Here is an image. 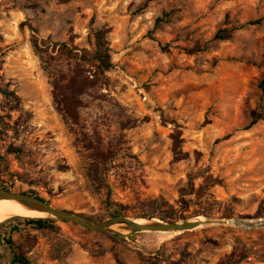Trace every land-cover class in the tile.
<instances>
[{
    "label": "rangeland",
    "instance_id": "374dc122",
    "mask_svg": "<svg viewBox=\"0 0 264 264\" xmlns=\"http://www.w3.org/2000/svg\"><path fill=\"white\" fill-rule=\"evenodd\" d=\"M100 28L108 31L112 68L79 113L88 136L120 142L108 172L114 202L165 222L224 220L226 212L264 219V0H0V89L19 99L0 94V156L16 176L13 191L93 220L107 216L82 166L81 129L60 112L31 46L34 36L52 56L59 44L91 52ZM219 30L231 38L214 40ZM69 63L53 64L64 72ZM126 121L135 125L122 127ZM175 131L187 153L178 162ZM206 177L219 184L201 199L183 196L181 205L180 191ZM28 235L13 239L25 243L33 264H147L156 250L170 264H215L231 252L246 254L239 264H264V229L213 225L119 240L55 222L53 232ZM0 254V264H10L9 251Z\"/></svg>",
    "mask_w": 264,
    "mask_h": 264
},
{
    "label": "trees",
    "instance_id": "16d2710c",
    "mask_svg": "<svg viewBox=\"0 0 264 264\" xmlns=\"http://www.w3.org/2000/svg\"><path fill=\"white\" fill-rule=\"evenodd\" d=\"M161 21L162 19H156L155 24H158ZM258 22H249V25H257ZM107 33V29H95L91 33L92 51H81L80 54H78L76 49L69 47L66 44H59L54 46V48L58 47V49L55 51L56 55L52 56L48 51V46L43 45L44 47H42V44L34 36L31 37V46L43 64L44 71L51 79L52 92L58 103L60 112L73 125L81 129L85 148V153L83 154L81 161L82 166L87 177L90 179L93 188L96 191L101 192L104 196L103 204L106 215L113 217L157 218L161 221H165V219L155 217V215L149 213L129 215L128 213L130 210L127 206L114 202L112 199L111 187L108 182V172L110 164L123 152L119 146L120 142H117L113 146L104 145L99 137L88 136L81 127L79 111L83 108V98L92 94L93 91L100 90L107 86L105 73L112 68L109 43L106 40ZM230 38L231 33L227 30H219L214 35V40L226 41ZM65 60L72 62V64L69 63L67 70L64 72L58 70L53 64L54 62H63ZM85 66L90 69L88 70ZM258 86L264 96V77ZM0 94L6 97H11L14 100H19L13 93L2 89H0ZM160 117L161 120L164 121L161 115ZM256 122L257 121L253 119L245 127V130L250 129L256 124ZM129 124L131 126L135 125V123L126 121L121 123V126L130 127ZM180 136L181 133L178 131H175L170 135L171 153L173 161L175 162L187 158V153H183L180 148L182 143ZM124 155L125 153L122 156ZM7 169L5 158L0 156V178L3 177V179H0V189L6 192L16 193L13 191L14 177L16 176L8 173ZM215 184H219V181L216 179L211 180L210 177L204 178L202 184L199 185L197 189H194L193 185L189 183L186 189L180 191L179 203L184 206L186 205L183 196L192 195L197 199H201L205 195V192ZM17 193L40 198L34 192ZM233 218L234 215L231 212H226L221 215V219L224 220ZM183 219V217H179L175 220L166 222H175ZM54 230L55 222L52 220L20 217L5 220L0 223V249L8 250L11 254L10 264H33L25 253L24 242L29 240L28 231L53 232ZM14 235H19L23 238L24 242L20 241L16 244L13 239ZM116 238L123 240V238L120 237ZM244 259H246V254L231 252L219 259L215 264H239ZM147 264L170 263L165 257L163 251L156 250L151 253L150 257H148Z\"/></svg>",
    "mask_w": 264,
    "mask_h": 264
},
{
    "label": "water",
    "instance_id": "95a60500",
    "mask_svg": "<svg viewBox=\"0 0 264 264\" xmlns=\"http://www.w3.org/2000/svg\"><path fill=\"white\" fill-rule=\"evenodd\" d=\"M0 200H10L20 205L24 210L29 212L42 213V218H28V219H42L52 220L54 222H61L70 224L72 226L81 228L87 231L103 232L111 236L120 238L129 237L136 234L152 233L162 235H180L186 232H192L204 226H232L235 228L255 230L264 229V219L252 218H236L229 220H206L199 221L197 218L184 219L175 222H165L153 218H134V217H113L106 216L101 220H93L86 216L74 213L65 209L57 208L46 201L24 195L21 193L6 192L0 189ZM20 217L11 216L5 220ZM25 218V217H20ZM2 221V222H3ZM1 223V222H0Z\"/></svg>",
    "mask_w": 264,
    "mask_h": 264
},
{
    "label": "bare ground",
    "instance_id": "6f19581e",
    "mask_svg": "<svg viewBox=\"0 0 264 264\" xmlns=\"http://www.w3.org/2000/svg\"><path fill=\"white\" fill-rule=\"evenodd\" d=\"M11 216H20L25 218H42L44 215L38 212H29L24 210L20 205L10 200H0V222ZM201 222L206 220L200 218Z\"/></svg>",
    "mask_w": 264,
    "mask_h": 264
}]
</instances>
